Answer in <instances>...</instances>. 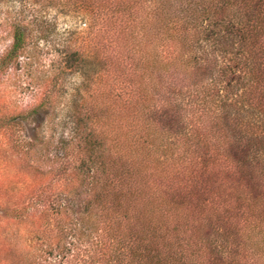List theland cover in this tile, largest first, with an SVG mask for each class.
<instances>
[{
	"label": "trees",
	"instance_id": "16d2710c",
	"mask_svg": "<svg viewBox=\"0 0 264 264\" xmlns=\"http://www.w3.org/2000/svg\"><path fill=\"white\" fill-rule=\"evenodd\" d=\"M34 1L88 9L113 76L105 102L78 85L63 122L40 116L53 84L12 139L37 170L55 154L14 209L52 216L48 246L11 264H264V0ZM26 27L9 23L0 77L27 64ZM65 59L80 72L93 56Z\"/></svg>",
	"mask_w": 264,
	"mask_h": 264
},
{
	"label": "rangeland",
	"instance_id": "374dc122",
	"mask_svg": "<svg viewBox=\"0 0 264 264\" xmlns=\"http://www.w3.org/2000/svg\"><path fill=\"white\" fill-rule=\"evenodd\" d=\"M14 19L27 25L30 52L27 64L0 77V264H11L16 248L41 253L48 246L54 229L50 214L29 217L23 210H14L28 206L34 188L49 180L40 170L50 167L55 154L52 143L43 148L38 164L40 170H37L28 156L13 147V138L18 135L28 138L34 133L35 116L27 115L28 111L43 100L54 84L58 87L57 96L52 92L56 109L51 113L47 104V113L40 116L45 121L63 122L67 117V102L78 85L88 82V91L83 92L82 87L81 92L91 96H86L87 101L105 102V98L109 99L113 76V64L109 66V61L100 59L103 53L100 36L103 42L105 36L88 9L34 0H0V53L9 44V23ZM72 50L78 51L80 56H93V61L80 72H70L66 69L65 54ZM100 50L101 54H97ZM16 115L21 119L18 125L6 126L7 120ZM69 128L68 124L59 123L54 143L59 134H67Z\"/></svg>",
	"mask_w": 264,
	"mask_h": 264
}]
</instances>
